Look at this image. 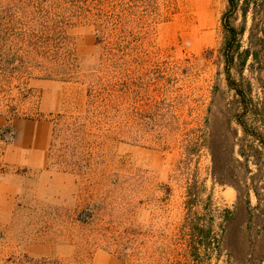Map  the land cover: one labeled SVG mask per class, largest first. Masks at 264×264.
Returning <instances> with one entry per match:
<instances>
[{"label":"rangeland","instance_id":"1","mask_svg":"<svg viewBox=\"0 0 264 264\" xmlns=\"http://www.w3.org/2000/svg\"><path fill=\"white\" fill-rule=\"evenodd\" d=\"M16 1L0 0V17ZM126 1L116 0L112 32L88 19L64 26L73 78L46 76L39 58L21 79L0 76V264H264V150L233 119L220 52L226 0H134L124 11ZM244 74L258 91L264 55ZM99 83L115 84L113 128L131 109L132 138L90 137L91 167L79 172L51 165L53 115L76 114ZM170 102L179 131L157 115ZM187 130L199 137L189 166Z\"/></svg>","mask_w":264,"mask_h":264},{"label":"trees","instance_id":"2","mask_svg":"<svg viewBox=\"0 0 264 264\" xmlns=\"http://www.w3.org/2000/svg\"><path fill=\"white\" fill-rule=\"evenodd\" d=\"M134 2L127 0L121 3L122 9L133 10L136 6ZM226 3L220 18L223 33L220 52L224 61L225 83L233 93L236 110L233 119L242 132L250 135L257 143L255 152L260 154L259 149L264 150V82H260L256 91L255 85L244 71L253 68L254 63L259 65L261 56L264 55V0H226ZM117 5L116 0H17L10 3L4 9V16L0 17V20L3 19L0 23V76L3 79L19 78L39 58L44 61L46 76H62L68 80L73 78L78 74L77 59L64 32V26L72 19H88L104 24L112 32L119 21L115 13ZM248 15L251 19L249 27ZM255 70L260 78L261 67ZM114 85H89L87 100L78 104L76 114L64 111L53 115L49 148L51 165L64 171L79 172L83 166L91 167V153L83 151V144L90 137L110 140L121 135L132 138L131 109L121 114V126H112L114 115L110 114L111 109L118 111L112 98ZM22 90L27 91L25 87ZM165 91H169V87ZM171 103H168L169 107L162 115H157L165 119V130L179 131V123L172 115ZM160 104H165L164 100ZM192 131L184 133L185 166H189L192 156L198 151L199 137ZM205 141L211 161L215 164L219 155L213 135L208 134ZM250 191L256 197L258 205L256 187H247L245 194L248 205ZM21 264L64 263L57 258L25 257Z\"/></svg>","mask_w":264,"mask_h":264}]
</instances>
